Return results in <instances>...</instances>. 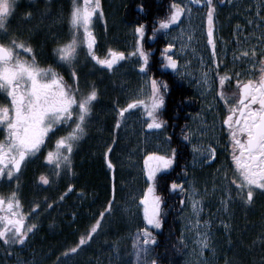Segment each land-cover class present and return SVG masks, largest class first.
<instances>
[{
  "label": "snow or ice",
  "instance_id": "6c2138e0",
  "mask_svg": "<svg viewBox=\"0 0 264 264\" xmlns=\"http://www.w3.org/2000/svg\"><path fill=\"white\" fill-rule=\"evenodd\" d=\"M224 0H170L167 14L157 17L151 29L154 39L158 32L167 35L173 27L180 26V47L176 49L175 37L165 43L160 55L161 67L172 69L178 76L188 75L181 71L188 61L181 65L179 53L185 51L196 39V28L182 26L184 20L191 21L193 6L204 9L203 33L206 43L211 47V58L197 81L203 88L211 91L218 82L217 97L223 101L226 114L221 120L224 148L230 155L227 165L217 168L219 183L213 182L211 192L220 193V211L231 216L230 209L240 205L246 209L254 208L257 197L264 198V0H257L253 6L245 8L244 22L233 25L232 35L235 47L232 50L231 67L219 59L217 51L218 3ZM231 3V0H228ZM19 0H0V183L11 184L7 192L0 191V244L6 252L14 246H24L38 229L39 216L58 207L66 197L76 190L68 183L59 196L34 199L25 210L20 190V176L25 166L38 156L43 157L50 172H41L40 185L51 186L56 178L75 175L74 156L92 124L99 102L100 90L95 81L81 86L80 70L77 67L80 53L98 71L114 75L127 57L137 58L136 67L143 77H147L137 93L126 105H115L114 129L121 128L126 114L132 109H141L143 127L147 130L164 131L167 121L161 118L165 96L169 85L167 81L149 75L152 49L145 48L147 26L137 24L134 29L133 50L126 53L112 47L101 56L97 53V38L93 32V20L97 15L103 18L101 0H72L66 37L52 33L54 46L49 59L42 62L40 53L32 42V29L25 35L19 28H11V20L19 8ZM143 8V5H141ZM237 14H240L237 9ZM35 13L31 7L23 12L24 21H31ZM43 15V13H41ZM172 50H176L175 53ZM201 63L204 64L203 58ZM223 65V71L221 66ZM98 66V67H97ZM65 72L68 77L65 78ZM234 82L230 91L226 90ZM209 107H212L209 105ZM185 127H188L187 125ZM206 129L201 128L203 136ZM182 140L192 148V165L205 160L214 161L217 149L211 143H193L196 130L188 128L181 133ZM113 135L111 143L106 144L104 158L107 168L114 173L116 165L109 154L117 144ZM165 139L170 143L171 137ZM182 151V145L169 146L166 151H147L143 155V173L146 188L138 198L137 209H142L144 227L136 229L132 241V255L135 264H164L163 257L156 252L159 246L156 230H161L165 221L164 198L158 192L163 181L170 192L180 197L182 208L190 209L186 227L194 230L195 244L199 255L205 260V251L215 255L212 227L215 222L221 226L229 244L232 246L233 225L230 219L208 218L202 215L209 188H201L194 179L177 177L168 181L164 173L173 169ZM183 175L188 176L187 165ZM113 193L115 183H113ZM83 195V190H80ZM133 199L135 197L133 196ZM115 196L108 200L105 208L75 244L61 254L67 258L76 254L83 246L94 239L102 230L104 218L111 215ZM73 216L76 213H72ZM184 236L181 234L180 240ZM261 245L260 264H264V216L257 236L247 245L249 249ZM58 256L55 264H60ZM17 264H27L17 260ZM223 264H242L238 257L224 255Z\"/></svg>",
  "mask_w": 264,
  "mask_h": 264
},
{
  "label": "rangeland",
  "instance_id": "374dc122",
  "mask_svg": "<svg viewBox=\"0 0 264 264\" xmlns=\"http://www.w3.org/2000/svg\"><path fill=\"white\" fill-rule=\"evenodd\" d=\"M126 1L101 0L103 18L97 15L93 20V32L97 38L96 50L101 56L106 54L109 47L126 53L133 50L135 42L133 29L136 25L124 20L123 10ZM256 3L257 0H231V3L224 0L223 3H218L217 51L219 59L224 60L229 67L232 65V50L235 47V38L232 35L233 25L238 20L243 23L246 6L248 4L254 6ZM71 7L72 0H62V2L56 0L55 7L42 9L34 15L31 21L24 22L20 17L18 23H15V29L19 28L25 35L28 34L29 29H32V37L38 36L48 46L53 42L52 33L61 37L68 35V18ZM237 9L240 14H237ZM203 12L202 7L193 6L191 21L184 20L182 26L190 25L196 28V39L192 41L190 47L179 53V59L181 65L184 61H188V65L181 67V71L189 73L184 76L185 85L191 89L192 95L197 100L190 120V128L196 130V139L193 143L202 142L204 145L211 143L216 149H220L218 147L220 144L218 143L219 123L213 114L216 108L215 100L218 99V97L214 99L217 95V86L214 84L213 89L208 91L197 83L201 72L211 58V47L207 45L206 36L203 33ZM179 31L180 26L173 27L167 35H163L167 42L175 37L176 49H179L181 42ZM45 52L48 57L49 54L46 50ZM172 52L175 53L176 50ZM84 55V52L80 53L77 64L81 74V86L95 81L101 93L92 124L81 141L76 152L77 159L74 160L75 166L78 165L75 168L80 171V175L82 173L86 176L87 182L83 183L85 187H79L84 194L72 198L62 212L42 213L36 220L37 232L35 231V235L26 248L14 246L11 252H4L5 248L0 244V264H17L18 259L26 261L27 264H55L57 257L61 256L66 248L73 246L78 237L86 232L113 195L115 196L113 211L111 215L104 218L99 234H96L94 239L76 254L66 259L61 256L60 264H135V258L132 255V241L136 229L144 227L142 209H137L138 198L147 186L142 167L143 155L146 154L145 150L163 152L171 145L165 139L167 136L165 129L164 131L147 130L143 127L141 109L129 110L121 128L114 129L116 103L118 102L120 106L126 105L131 99L137 98L142 85L147 87L144 84L147 77H143L136 67L137 58L127 57L121 62L120 69L112 75L98 71L92 63L85 61ZM44 56L43 50L42 57ZM202 58L204 64L201 63ZM168 70L174 72L172 69ZM221 70L223 71V65ZM65 75L68 76L67 72ZM201 128L206 129L203 136L200 135ZM113 135L118 138L114 150L109 154V158L116 165L114 178L104 158L106 144L111 143ZM208 162L211 161L205 158L195 166L191 163L192 174L189 180L194 179L201 188L207 185L209 195L206 198L202 215L205 219H230L233 225V244L229 247L217 219L212 227L215 255L205 251L204 257L207 259L201 257L195 244L194 230L186 227L191 215L190 209L184 207L178 219L180 236L183 234L185 243L183 264H223L225 253L229 257L240 258L242 264H260L261 245L258 243L252 249H249L247 245L259 233L262 216H264L263 198L257 197V202L251 210L234 205L230 209L231 216L220 211V193L211 192L213 182L219 183L216 170L220 166L211 168ZM39 170L46 173L51 171L45 166L42 156L40 159L36 157L29 162L23 169L22 175L26 178L28 174L31 177L37 175L35 179L37 180ZM75 176L76 172L74 179H76ZM55 180L52 185L54 189ZM113 183H115L114 193ZM35 190L40 199L45 196L50 197L48 193L43 192V189L36 187ZM34 199L37 198L32 197L29 204ZM24 205L27 206L26 203ZM72 213L76 215L73 216ZM41 218L43 221L40 224Z\"/></svg>",
  "mask_w": 264,
  "mask_h": 264
},
{
  "label": "trees",
  "instance_id": "16d2710c",
  "mask_svg": "<svg viewBox=\"0 0 264 264\" xmlns=\"http://www.w3.org/2000/svg\"><path fill=\"white\" fill-rule=\"evenodd\" d=\"M170 0H127L123 15L124 20L132 25L144 23L147 26L145 36V48L152 49L151 65L149 75H155L157 78L167 81L169 88L165 96V105L161 112V118L167 121L165 130L171 137V146L182 145V151L177 159L176 165L164 175L168 181L180 177L186 179L183 175V168L189 160L188 144L183 142L181 133L188 121V112L194 111L197 102L192 95L191 89L183 85L181 79L177 78L170 68H162L161 51L167 43L163 37V32H158L154 39H149L157 17H163L167 14ZM143 5V8H141ZM158 192L164 198L165 221L161 230H156L159 246L156 252L164 260V264H183L185 254V243L180 240L179 216L182 207L179 204L180 197L170 192L165 182L158 186Z\"/></svg>",
  "mask_w": 264,
  "mask_h": 264
},
{
  "label": "flooded vegetation",
  "instance_id": "af4514ba",
  "mask_svg": "<svg viewBox=\"0 0 264 264\" xmlns=\"http://www.w3.org/2000/svg\"><path fill=\"white\" fill-rule=\"evenodd\" d=\"M60 2H62V0H60ZM55 4H56V0H19V5L20 6H19V8L16 11L15 16L11 20V28L13 30H15V23L20 19V17H22L23 12L26 11L29 7H31L32 10L34 11V13L36 14L39 11H41L42 9H47V7H55ZM43 11L45 12V10H43ZM32 42H33L34 46L36 47L37 52L40 53L39 59L42 62H49L50 63L51 60L49 59V57L51 55V49L54 46L53 42L50 45L47 46L45 43H43L44 41H42L38 36L32 37ZM43 50H44V53H45L44 58L42 57ZM45 50L49 54L48 57L46 56ZM172 73H174L177 78L182 80L184 87L189 88L187 85H185L184 77L178 76L175 72H172ZM67 77L68 76L65 75L66 79H67ZM216 86L218 88V82L216 83ZM232 87H234V82L226 90L230 91L232 89ZM196 102H197V100H196ZM215 105H216V108H215L213 114H215V116H216V118L218 120V123H219L220 131L218 133V135H219V137H218L219 138V142L218 143H220V144L218 145V147H220V149L217 148V157L215 158V160L211 161V162H208V166H210L211 168L217 167V166H221V165H227L229 163V161H230V155L228 154L227 150L224 148V138H223V132L221 130V120H222L223 116L226 114V110L223 107V101L219 100V98L217 99V101L215 100ZM193 112L194 111H191V112H188V114H187L188 121H187L186 125L188 127H184V129H183L184 131H187L188 128L190 127V120H191ZM166 135L168 136L167 132H166ZM188 149H189V160L187 162L188 176L185 177L186 178L185 182H187L190 179L191 174H192L191 173V161H192L193 157H192V148H191L190 144H188ZM40 158H41V156H38V159H40ZM76 159H77V154H75V159L74 160H76ZM75 167H78V165L76 164ZM74 171L76 172V176H75L76 179H74L73 176L70 178L68 175H63V176H61V177H59V178H57L55 180V182H56L55 189L52 188L53 184L51 186L40 185L38 183V179L35 180L37 175H33V177H31L28 174V176L26 178V177H23V175L21 174V176H20V190H21V193H22V201H23V203L27 204V206L25 207V210L28 209V207L30 205L29 201L32 200V197H35L37 199L39 198V196H38V194L36 192L37 190H35L36 187L38 189H43V192L48 193L50 198L54 199L55 197L59 196L60 193H62L65 190V187H66V185L68 183H71V184L76 186V190L71 192L66 197V199L63 201L62 204H60L58 207H55V208L51 209L50 211H48V212H54V211L55 212L56 211L62 212L63 208L69 203V201L72 198H77L79 196H82L80 194V188L79 187H82V188L85 187V184H83V183L87 182L86 176H84V174L81 173V175H80V171L78 169H76V168L74 169ZM22 173H23V171H22ZM37 173H38V176H39L41 171L39 170ZM15 183H16L15 181H12V183L10 185L9 184H5V183H0V191L7 192L10 187H14L15 186ZM263 200H264V198H263ZM263 205H264V201H263ZM69 207H71V205ZM40 221H41L40 222V224H41L42 221H43L42 218L40 219ZM36 232H34V234L31 235L30 239L28 240V242L24 246H22V247L21 246H17V247L18 248H20V247L21 248H26L28 243H29V241L33 238V236L35 235Z\"/></svg>",
  "mask_w": 264,
  "mask_h": 264
},
{
  "label": "bare ground",
  "instance_id": "6f19581e",
  "mask_svg": "<svg viewBox=\"0 0 264 264\" xmlns=\"http://www.w3.org/2000/svg\"><path fill=\"white\" fill-rule=\"evenodd\" d=\"M4 252H6V250Z\"/></svg>",
  "mask_w": 264,
  "mask_h": 264
}]
</instances>
